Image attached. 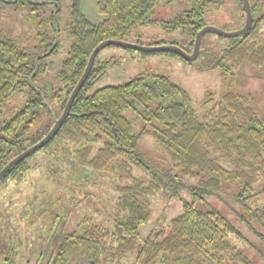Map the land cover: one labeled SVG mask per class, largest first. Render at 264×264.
<instances>
[{"label": "trees", "instance_id": "16d2710c", "mask_svg": "<svg viewBox=\"0 0 264 264\" xmlns=\"http://www.w3.org/2000/svg\"><path fill=\"white\" fill-rule=\"evenodd\" d=\"M158 1L96 0L104 18L93 22L81 11V0H71L66 27L70 44L57 72L59 84L50 89L49 97L36 90L9 119L0 122V169L48 132L82 75L92 49L105 39H125L129 32L144 26ZM210 1L190 0V8L168 25L174 32L184 28L190 31V39L175 45L192 51L195 35L205 25ZM250 7L252 22L248 30L232 37L214 58L221 91L217 96L213 92L205 94L202 113L186 89L154 72L139 73L126 82L91 91L94 81L115 62L113 56L99 59L101 49L98 51L57 130L39 149L13 164L0 182H23L35 165L28 158L38 150L48 156L50 165L69 155L78 168L114 179L117 196L108 214L111 225L82 218L76 229L62 233L52 250L37 255L34 263L257 264L233 242L243 235L222 212L198 207L206 197H222L230 184H238L236 201L261 230L243 217L241 220L264 244V204L248 205L259 194L257 184L264 180V114L256 108L254 92L246 89L252 76L259 81L258 91L264 96V9L260 0ZM242 16L245 18L244 7ZM38 58L40 55L30 57L16 40L0 31V112L11 94L36 89L33 84L41 66ZM127 111L133 114L131 118ZM137 121L142 123L139 132L150 135L170 160L171 166L165 171L150 169L137 150ZM135 169L143 174L137 175ZM89 184L96 183L88 177L80 178L82 197H95L85 189ZM158 193L180 201L181 212L170 220L167 230L141 237L140 229L151 216V199ZM23 255L15 246H7L0 251V264H19Z\"/></svg>", "mask_w": 264, "mask_h": 264}, {"label": "rangeland", "instance_id": "374dc122", "mask_svg": "<svg viewBox=\"0 0 264 264\" xmlns=\"http://www.w3.org/2000/svg\"><path fill=\"white\" fill-rule=\"evenodd\" d=\"M256 1L249 0L251 4ZM70 4L71 0H0V31L16 40L30 57H41L38 58L41 66L33 84L36 89L29 88L22 93L11 94L2 106L0 122L9 119L26 99L35 95L36 90H41L49 97L50 89L59 84L57 72L70 44L66 33ZM190 5V0H159L150 13L149 21L129 32L124 40L150 45L152 42L161 41L164 42L162 44H175L182 39H190L188 29L174 32L168 26L176 16L188 10ZM260 6L263 10L264 0H260ZM243 7L241 0H211L204 17L205 25L224 31L237 30L245 21L242 16ZM80 8L93 22L104 18L98 12L96 0H81ZM52 22L54 28L51 27ZM231 39L232 37L220 36L215 32L204 33L200 40L199 53L192 60L171 51L154 54L141 49L126 50L123 46L107 45L101 48L98 57L104 60L113 56L115 62L94 81L91 91L104 85L126 82L139 73L154 72L168 76L186 89L193 104L202 113L201 103L205 94L213 92L217 96L221 91L219 70L213 63L215 56L231 43ZM54 43L56 46L52 51ZM46 50L50 52L47 53ZM248 74L250 75L249 72ZM247 82L246 89L254 92L257 110L264 114V96L258 91L259 81L250 76ZM126 115L130 118L133 116L129 111ZM141 126L140 121L134 123V131L138 135L137 150L150 169L165 171L171 166L170 160L154 145L150 135L139 132ZM46 157L41 150L29 156V161L35 165L23 182H0V251L7 246H15L16 250L25 254L19 264H44L34 263V258L42 252L46 255L51 251L62 233L76 229L82 218L97 220L106 227L111 225L108 214L117 196L113 187L114 179L91 169L78 168L69 155L53 160L51 165ZM223 166L227 168V165ZM135 173L142 175L143 171L135 169ZM81 177L91 178L96 183L85 188L92 191L95 197H82L79 192ZM227 188L222 197L210 195L198 207L222 212L243 235L241 239L233 238V242L251 260L264 264V244L241 217L249 221L255 229L261 228L251 214L236 201L239 185L232 183ZM256 190L259 194L249 201L248 205L251 207L264 204L263 179L257 184ZM181 195L188 198L185 192ZM181 209V202L174 197L167 193L156 194L151 199L150 219L140 229L141 237L151 231L167 230L170 220ZM129 261L132 263V260Z\"/></svg>", "mask_w": 264, "mask_h": 264}, {"label": "water", "instance_id": "95a60500", "mask_svg": "<svg viewBox=\"0 0 264 264\" xmlns=\"http://www.w3.org/2000/svg\"><path fill=\"white\" fill-rule=\"evenodd\" d=\"M242 2H243L244 9H245V21L239 29L234 30V31H224V30H221L220 28H217L214 26L204 25L202 28H200L197 31V33L195 35L194 45H193V49L191 52H187L175 44L141 45L138 43H129V42L125 41L124 39H105V40L101 41L100 43H98L92 49V51L88 57V61H87V64L85 66V69H84L82 75L80 76L79 80L77 81V83L75 84L73 89L71 90L59 117L56 118L53 125L50 127L48 132L42 138H40L37 142H35L34 144L25 148L24 150H22L18 154H16L0 169V180L4 176V174L7 172V170L13 164H15L17 161L21 160L22 158L26 157L31 152L39 149L44 143H46L51 138V136L54 134V132L57 130V128L59 127V125L61 124L63 119L66 117L67 113L69 112L70 106H71L76 94L78 93V91L80 90L84 81L86 80L88 73L90 71V68L92 66V63L94 61V58L101 48H103L107 45H119V46L131 48V49H141V50H145L148 52L171 51V52H174V53L181 55L182 57H184L187 60H192L199 53L200 40H201V37L204 33L215 32L220 36L234 37V36H238L240 34H243L248 30V28L252 22V12H251V7H250V2H249V0H242Z\"/></svg>", "mask_w": 264, "mask_h": 264}]
</instances>
